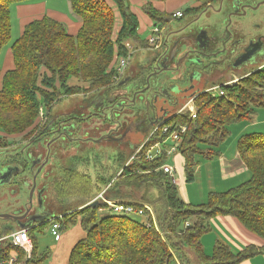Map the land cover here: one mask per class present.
I'll return each mask as SVG.
<instances>
[{"label": "trees", "instance_id": "1", "mask_svg": "<svg viewBox=\"0 0 264 264\" xmlns=\"http://www.w3.org/2000/svg\"><path fill=\"white\" fill-rule=\"evenodd\" d=\"M30 1L0 0V53L11 39L10 7ZM111 1L121 20L114 40L115 15L105 0H69L73 15L81 21L75 36L69 35L61 23L46 16L24 26L10 46L13 69L6 71L0 80L1 133L12 136L33 132L35 128H29L39 117L40 109L44 108L49 115L52 104L62 96L111 91L118 85L113 80V71L107 70L115 47L118 54H124V41L137 42L139 46L145 43L139 42L138 21L129 10L128 0ZM191 1L206 4L219 0ZM198 10L187 8L182 18ZM142 11L161 29L172 20L171 14H161L149 4L144 5ZM139 76L144 78V73ZM71 79L76 83L69 84ZM223 90L222 97L213 98L207 92L198 94L193 99L194 119L182 113L170 120V124L186 126L178 146L186 182L193 179L196 155L208 159L218 155L213 150L200 151L202 144L218 146L227 134V124L250 119L254 108H264V67L245 74ZM156 142L157 139L149 140L146 148L132 160L135 149L129 154L118 153L119 168L109 177L96 172L91 179L76 168L62 169L48 198L54 206L50 219H56L63 229L78 224L85 231V237L72 247L67 264H176V260L190 264L191 255L196 264H239L264 252V134L245 135L237 141L238 157L250 173L249 179L225 192L208 194L206 202L196 206L178 197L177 187L160 169L167 160L165 153L152 161L145 159L144 152ZM104 189V199L148 204L155 209L158 226L167 241L164 243L153 228H147L134 218L99 215L98 210L104 208V202L95 201L92 206L91 201ZM139 191H142L140 196ZM72 197L78 201L76 209L63 212L59 217L60 213L55 211L68 209L64 201ZM220 216L236 219L247 232L263 242L262 247L248 245L233 254L227 246L217 242L212 254L207 256L200 239L210 230L209 221ZM192 218L194 221L182 229ZM47 226L48 220L28 229L33 253L25 264H39L47 257L46 253L39 259L36 257L37 244L32 233L34 230L41 233ZM11 250L16 251L17 260L21 261L23 253L9 244L0 249V259L6 260Z\"/></svg>", "mask_w": 264, "mask_h": 264}, {"label": "flooded vegetation", "instance_id": "2", "mask_svg": "<svg viewBox=\"0 0 264 264\" xmlns=\"http://www.w3.org/2000/svg\"><path fill=\"white\" fill-rule=\"evenodd\" d=\"M263 3L264 0H219L200 3L194 16L176 30L178 32L167 37L158 54L149 61V71L148 67L136 69L137 67L130 66L114 89L96 92L77 110L74 108L60 111L52 117L43 110L45 116L51 117L50 120L39 128L35 127V131L23 134L25 139L29 137L18 150L5 149L12 155L2 167L5 171L0 174V190L6 191L0 193V197L9 207V214L15 215L17 219H10L11 222L0 226V237L10 230L17 229L18 224L53 215L54 206L48 198L52 186L58 182L61 176L59 174L65 166L61 159L68 155L71 168L76 158L79 161L82 159L74 152L71 153L73 144L80 150L88 147V143L112 145L118 148L119 153H125L123 149H136L137 147L132 148L127 142L129 134L134 131L149 132L157 123L159 113L166 112L169 105L178 104L181 96L185 94L182 91L187 92L192 87L194 77L191 81L188 80L190 75L194 74L192 71L200 75L201 81L210 83L235 73L250 62L258 61L264 54V35L255 34L250 37L246 22H233V17L242 18L248 10H257ZM211 9L212 13L220 15L222 20L210 25L200 24V19ZM219 22H224L223 28ZM185 26L188 28L182 29ZM252 26L256 31L262 27V23H252ZM190 50L193 51L192 54H188ZM191 57L203 61V66L187 63ZM162 67L167 71L153 75ZM164 72L177 73L179 76L172 75L168 80L161 75ZM141 73H144V78L139 76ZM149 75V89L142 91L147 86L146 78ZM182 76L187 83L185 88L176 86V83L181 84ZM139 98L144 99L139 108L134 110V102ZM152 98L155 102L146 107L144 101ZM76 113L82 115L78 122L75 121ZM77 124H82L84 128L82 133L79 132L80 139L74 137L77 133H74L73 126L77 128ZM8 144L11 142L8 141ZM20 188H25L29 193L26 199L21 202L17 199H14L13 203L12 200L7 202L5 197L16 198Z\"/></svg>", "mask_w": 264, "mask_h": 264}, {"label": "rangeland", "instance_id": "3", "mask_svg": "<svg viewBox=\"0 0 264 264\" xmlns=\"http://www.w3.org/2000/svg\"><path fill=\"white\" fill-rule=\"evenodd\" d=\"M38 1L40 0H32L29 3L35 4ZM45 1L47 2L49 6H54V7L59 6L60 8H63L67 14V11L69 9L68 0H45ZM150 1H154V0H139V1H134L135 3L128 0L130 12L131 11L134 12L139 18V29H141V34L140 36H138V38H139L140 43L144 42V40H146L149 37L151 33L152 25H153L152 22L146 17V15L141 10V4L143 2H150ZM200 3L202 2H193L189 0V3H187V5L185 7H182L181 9L184 11L186 8H189V7L197 8ZM176 4H177V0H170V4H169L170 6H175ZM12 8H14V10H12ZM16 9H17L16 5L11 7V10L13 11V17L11 19V40L1 50L0 58L2 61L7 51L9 50L11 44L19 36L16 34L19 28V23L17 22V17H16L17 15ZM192 16H194V14L186 15L183 18L178 19V20H175V19L170 20L169 23H167V25L161 31L163 37L166 38L172 35V33L178 30L181 27V25L188 22ZM252 16L256 18H253ZM221 20H220V15L212 13V9H211L210 11H208L207 14H205V17L200 19L199 23L203 25H206V24L210 25L212 23L214 24L217 21H221ZM248 20H249V24H248ZM258 20L261 21L262 27L255 31L254 29L255 27L252 26V23H259L260 21ZM235 21H238V22L241 21V23L246 22L247 31L249 32L250 37H253V35L255 34L264 35V3L260 5V7L257 10H254V11L248 10L247 14L244 15L242 18L233 17V22ZM115 24L116 25L119 24L118 17H116ZM223 25H224V22H221L220 27L223 28ZM131 44H132L133 49L130 51L131 61H130L129 67L130 66L137 67L136 69H138V67L139 68L141 67L143 69L144 67L147 68L149 61L153 59V57L156 56L158 52H154L148 49H140L138 48L139 45L137 44V42H132ZM261 60H264V54L261 55ZM0 67H1V63H0ZM252 68L253 66L252 67L246 66V68H244L241 73L249 72ZM107 70L109 71V68ZM147 70L148 71L150 70L149 67ZM161 75L165 76L168 80H170L173 77L172 75H174V77L179 76V74L177 73L171 74L170 72H164V74H161ZM181 81H182L181 84L176 83V86L183 87V88L187 87V83H185L186 80L184 76H182ZM170 82L175 84L174 81H170ZM75 83L76 81L72 79L69 81V84L71 85ZM192 83L193 84H192L191 89H189L187 92H184L185 94L181 96L178 104L167 106L166 112H163L165 114L159 113L158 122L165 121L169 119L170 117H172L178 110H180V108H182L185 105V103L191 100L194 96L201 93L202 90H204L207 86L211 85L208 82L206 83L204 80L201 81L199 77L194 78ZM148 92H150V90ZM95 94L96 92L92 91L87 94H79V95H74V96H62L60 100H57L56 102L52 104V106L50 107L48 111H50V115L52 117V115H55L57 112H60V111L64 112L70 109L73 110L74 108L77 110L81 108L82 106H84L86 101L89 100V98H91ZM138 106H139V99L137 100V102H134L133 109L134 110L138 109L139 108ZM43 110L45 111L44 108ZM257 111L258 113L261 111H264V108L263 107L254 108V112H255L254 115L257 114L256 113ZM49 116L46 115L42 118L38 117L36 121L34 122L33 126L29 129H33L35 127L39 128L45 125L51 118ZM76 116H77V120L75 121L78 122V119H81L80 116L82 115L79 113H76ZM255 124L256 123L253 121V119L251 121L249 119H242L240 121L231 122L225 126L227 134L225 138L218 144V146L211 147L210 145L207 146L205 144H202L199 147L200 151L205 150V152H208L209 150H213V151L219 152V155L212 156V159L210 158L208 159L206 157H203L202 155H196L193 160L194 162L193 179L189 182L185 181V176L183 172L181 171V168H180L181 162L179 160L180 155L177 152L171 153L169 156L168 163L171 166H174L175 168V172H176L175 177L178 179V183H177L178 197L182 200L183 199L186 200L187 203L193 206L201 205L206 202L208 194L210 192H224L248 180L250 177V173L244 168L242 171L238 170L233 175H228L229 173H225L224 169L222 168L220 158L221 157L230 158L232 156H235L236 150H237L236 149L237 141L240 138V136H243L246 134L245 133L246 131H243L244 128L246 126L251 127L252 125H255ZM248 130H250V128ZM73 131L74 133H77L74 137L79 138L80 133L84 131L83 125L77 124V128L73 126ZM148 133L149 132L134 131L133 133L129 134L127 138V142L131 144L132 148L138 147L141 143L145 141V139L148 136ZM23 134L8 136L0 132V168L1 169L3 165H5L8 162L9 157L12 155L11 152L8 153V151H6L5 149L15 148L16 150H18L19 148L22 147L23 142H25V140H28V137H26L25 139ZM6 140L11 142L10 144L11 146L7 144L8 142H6ZM75 145L76 144H73L70 151L71 153L74 152L77 157L82 158L84 160V163H81L82 159L81 161L79 160L75 161L76 164H74V166H72L71 168V162L68 163L70 158L68 155H66L65 157L61 159L63 161V164L65 165L63 166V171L70 170L69 168L71 169L76 168L77 172L81 174L85 173L86 175L91 177V179H93L96 172H102L101 174H104L106 177H109V176H112L114 171H116L119 168V165L117 162V154L119 153L118 148L112 145L88 143V147H86L84 150H80ZM169 147H170V143H166L162 145L159 144V146L154 149L153 153H156L158 150H161V149L168 150ZM123 151L125 152V154L130 153L128 149H123ZM136 151L137 150L135 149L133 153L135 154ZM177 156H179L178 159H175ZM66 164H67V167H66ZM62 173L63 172H61V174L59 175H62ZM69 176H72V174H70ZM93 190L96 191V188L94 186H93ZM5 191H6L5 189H1L0 193L3 194ZM141 193L142 191H139V196ZM27 195H29V193L26 191V189L20 188V192L18 193V195L15 196L16 198H14L13 196H10V197L7 196L5 197V199H7L6 200L7 202L8 200H12V203L14 199H17L18 202H21L23 199L24 200L26 199ZM1 198L2 197H0V214H9L10 213V211L8 210L9 207H7V204L3 202ZM64 204L68 205L67 206L68 209H59L55 211L56 213H60L59 217L63 215L62 214L63 212L76 209V205L78 204V201L75 197H72L64 201ZM153 211H154V215L156 218V224L159 225L157 215H156L157 212L155 211V209H153ZM100 214L104 215V214H108V212L104 211L103 213H99V215ZM131 218H134L135 220L141 222L142 224L146 222L145 217H131ZM194 219L195 218H192L191 220L185 222V224L182 226V229H185L186 227H188L189 223L193 222ZM216 219L217 218H213L214 224L210 223L212 219L209 221V225L211 228L206 234H204L201 237V240H200L202 244V248L207 255L211 254V251L213 249L215 242L218 240H221V237L224 239L226 238L225 236H228L230 239H232L231 234L227 231L226 228H224L223 224L219 223ZM8 222H11V220L0 219V226ZM215 224H217L220 227V229H217ZM32 233L34 234L36 238V244H37L36 257L39 259L43 257L45 253L47 256L45 260L42 262H39V264H67V258H68L71 248L74 246V244L78 240L84 238L85 236V231L80 226H78V224L69 225L66 229H63L60 231V236L67 233L68 237L65 238V236H63L58 246L54 243V241L51 238V235L49 232V226H47L41 233H38L37 230H34ZM162 233L166 240L165 233L163 231ZM4 236H7V235H4ZM69 239L70 241H68ZM194 261L195 259L191 255V257L189 258L190 264H196L194 263Z\"/></svg>", "mask_w": 264, "mask_h": 264}, {"label": "built area", "instance_id": "4", "mask_svg": "<svg viewBox=\"0 0 264 264\" xmlns=\"http://www.w3.org/2000/svg\"><path fill=\"white\" fill-rule=\"evenodd\" d=\"M172 19L178 20L182 18V12L177 11L171 14ZM162 29L156 26H152L151 33L149 37L145 40L146 47L148 50L158 52L161 46L166 42L167 37L164 38L162 35ZM116 33L113 31V40L115 39ZM132 42L124 41L122 46L125 50L124 54H118L117 47H115L114 57L112 60L111 65L109 66V71H113L114 77L113 80L115 83L120 82L128 70L131 61V50ZM140 49H144L143 47H138ZM235 84L233 81H227L222 83L221 85L214 86L209 88L207 93L211 95V97H222L224 96V87H228ZM193 99L189 100L185 103L184 107L176 112L172 117L176 115H180L182 113H187L191 119H194L196 116V110L193 106ZM193 106L191 108L190 106ZM45 114L43 109L41 108L39 111V117H44ZM157 122L149 131L147 138L143 143H141L136 148V153H133V156L130 158L137 157L147 146L148 141L151 139H157V142L146 149L144 152L145 159L152 161L158 157H160L163 153L167 157L170 156L171 153L177 152L178 153V146L181 140L182 135L186 131V126H179L175 124H170L171 118ZM170 143V147L168 150L161 149L158 150L156 153H153L154 149L159 146V144H166ZM138 154V155H137ZM160 169L166 174L173 185L177 186L178 179L175 177L176 172L175 168L167 163H164ZM104 189L99 195L95 197L92 202L95 201H102L104 202V208L99 209V213H103L104 211L108 212V214L124 216V217H145L146 222L143 223L147 228H153L155 232L159 235L162 241L165 243V238L162 231L159 229L158 225L156 224V218L154 215L153 208L148 204H142L132 201H113L104 199ZM59 218V217H58ZM49 221V232L51 237L54 241H59L60 239V231L63 230V226L61 223L57 222L56 219H48ZM7 244L11 245L13 248L20 250L23 253V258L21 261L17 260V254L15 250H11L9 252V256L6 260L0 259V264H25L26 262L30 261L32 258L33 253V242L32 238L28 234V229H21L16 230L10 233L7 236L0 238V249L4 248ZM171 255L174 256V253L171 251ZM176 264H181L179 261L176 260Z\"/></svg>", "mask_w": 264, "mask_h": 264}, {"label": "crops", "instance_id": "5", "mask_svg": "<svg viewBox=\"0 0 264 264\" xmlns=\"http://www.w3.org/2000/svg\"><path fill=\"white\" fill-rule=\"evenodd\" d=\"M129 1L135 3L134 1H139V0H129ZM105 2L114 11L115 22H116V17H118L119 24H117V25L115 24L114 29H113V31L116 33L120 27V24H121L119 14L115 8V5L113 4V2L111 0H105ZM187 3H189V0H177V4L175 6H170L169 5L170 0H154V1H150V2H143L141 4V10H142V7L144 5L149 4L152 6L153 9L157 10L159 13L170 15V14L177 12V11L184 12L181 8L185 7L187 5ZM14 5H16V8H17L16 9V14H17L16 17H17V22L19 23V28H18L16 34L19 36L21 35L22 30H23L25 25H27L28 23H30L34 20L41 19L42 17H45V16L61 23L64 26L66 32L72 36L76 35V33L78 32V30L81 26V21L77 16L73 15L71 8H70V4H68L69 9L67 11V14L63 8H60L59 6L58 7L49 6L45 0H40V1L36 2L35 4L27 2V3H23V4H13L12 6H14ZM11 7H10V18L12 19V17H13V11L12 10H14V8H12V10H11ZM189 8H193V7H189ZM131 13L137 18V21H138L137 34H138V36H140L141 29H139V18L137 17V15L134 12L131 11ZM146 17L149 19V17L147 15H146ZM152 24H153V22H152ZM152 26H155V25L153 24ZM156 27L159 28V26H156ZM144 43H145L144 46L140 45L138 47H143L144 49H147L145 40H144ZM0 63H1V67H0V80H1V76L6 71L13 69V61H12L10 48L7 51L6 55L4 56L3 61L0 58ZM246 66H249V67L253 66V68L249 72L241 73L243 71V69L246 68ZM263 67H264V60H261V58L256 62L255 61L250 62L249 64H247L243 67H240V69L238 71H236L235 73H231L229 76H227L225 78H220V79L215 80L214 82H210L209 84H211V85L207 86L204 90H202V92L207 91L211 87L221 85L222 83H225L227 81H233L234 83H236L245 74L251 73V72L256 71V70L263 68ZM190 107L193 108L192 105ZM182 108H180V110ZM180 110H178V111H180ZM258 111L256 112L257 113L256 115H254L255 114V112H254L253 116L249 119L250 121L253 119V121L256 124L252 125L251 127L246 126L243 130V131H246L245 135L262 134V133L264 134V113H262L264 111H261L259 113H258ZM259 120H261V121H259ZM248 127L250 128V130H248L249 129ZM245 135H243V136H245ZM240 137H242V136H240ZM218 155H219V152H218ZM178 157L179 156H177L175 159H178ZM210 159H212V158H210ZM179 160L181 162L180 168H181V171L183 172V159L181 156L179 157ZM168 161H169V157H167V160L165 163L169 164ZM220 162H221L222 168L224 169V172L229 173L228 175H233L238 170L242 171L243 168L246 169L244 164L240 161V159L238 157L237 150H236L235 156H232L230 158L221 157ZM211 193H221V192H210L209 194H211ZM182 201L187 203V201L184 199ZM216 218H217L216 220L219 223L223 224L224 228H226L227 231L231 234L232 239H230L228 236H225L226 238H224V239L221 237V240L216 241L214 246L216 245L217 242H220L223 245L227 246L233 254H237V253L241 252L248 245H254L257 248L262 247L263 242L260 239L256 238L255 236H253L252 234H250L249 232H247L239 224V222H237L236 219L229 217V216H222V217L220 216V217H216ZM210 223L214 224L213 219L210 221ZM215 225H216L217 229H220V227L217 224H215ZM209 227H210V225H209ZM63 236H65V238H66V237H68V234L67 233L63 234L60 237L59 241H54V239L52 237L51 238L54 241V243L58 246L59 243L61 242ZM68 241H70V239ZM201 246H202V244H201ZM214 246H213V248H214ZM212 251H213V249H212ZM212 251H211V254H212ZM69 254H70V252H69ZM210 255H207V256H210ZM68 257H69V255H68ZM67 262H68V258H67ZM239 264H264V252H261L257 255H254L251 258L245 259V260L241 261Z\"/></svg>", "mask_w": 264, "mask_h": 264}, {"label": "water", "instance_id": "6", "mask_svg": "<svg viewBox=\"0 0 264 264\" xmlns=\"http://www.w3.org/2000/svg\"><path fill=\"white\" fill-rule=\"evenodd\" d=\"M237 2V1H236ZM235 2H233V7L235 8L236 6L234 5ZM237 10V8L235 9ZM185 28H188V26H185L184 28L182 29H185ZM180 31V30H179ZM175 32H178V31H175ZM173 32V33H175ZM199 48H203L202 46H198ZM193 51H189L188 54H192ZM187 63H190V64H195V65H200V66H203V61H200L197 57H191L187 60ZM162 71H167V69L165 67H162L161 70H159L156 74H153V75H158L160 72ZM194 72V74H192V76L190 75V78L188 79L189 81H191L194 77V78H197L199 77L200 78V75H196L195 74V71H192ZM152 75V74H151ZM149 78H150V75L146 78V81H147V86L145 89H143L142 91L146 90V89H149ZM173 91V90H172ZM183 93L186 92V90L182 91ZM175 93V92H174ZM144 98H139V104H141V102L143 101ZM153 102H155V99H148V100H145L144 101V104L145 106L147 107L149 105V103L153 104ZM158 122V121H157ZM5 171V168H2V170H0V174H2V172ZM93 205L92 206H95V203H92ZM52 215H45L43 218L41 219H37V220H28L26 223L24 224H18V228L19 229H29L31 228L32 225L34 224H38V223H42L48 219H50ZM18 218H23V217H18ZM0 219H3V220H10L12 219L13 221L15 219H17L15 217V215H11V214H0Z\"/></svg>", "mask_w": 264, "mask_h": 264}]
</instances>
